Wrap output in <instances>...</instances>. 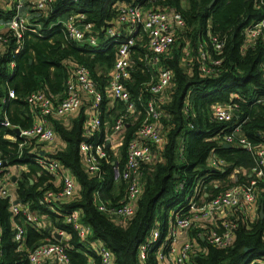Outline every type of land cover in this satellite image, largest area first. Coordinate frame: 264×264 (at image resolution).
I'll list each match as a JSON object with an SVG mask.
<instances>
[{
  "label": "trees",
  "instance_id": "1",
  "mask_svg": "<svg viewBox=\"0 0 264 264\" xmlns=\"http://www.w3.org/2000/svg\"><path fill=\"white\" fill-rule=\"evenodd\" d=\"M4 1L0 0V23L13 13L3 7ZM117 1L128 0H54L47 14L34 21L41 27L40 34L25 32L19 42L8 30L0 29V35L6 38L0 49V157L9 168L24 167L13 182V193L43 224L38 230L25 223L22 214L13 219L9 200L0 197V264H28L26 250L43 239L56 241L52 232L57 230L67 235L65 243L71 264H88L89 260L100 264V257L92 246L95 244H103L111 251L113 264H141L140 244L149 239L156 225L164 235L170 212L188 211V199L195 185L200 182L209 194H216L247 179L254 165L251 153L237 145L224 147L222 144V136L230 131V125L240 124L244 137L254 145L264 143V103L258 101L264 97L263 47L260 42L254 47L243 46V30L249 21L263 16L262 8H254V0H183L185 6L182 0H147L148 6L174 8L187 24V30L159 57V65L173 73L166 90L169 98L159 102L164 113L159 121L164 142L162 148L154 149L153 161L141 166L143 192L134 215L121 222L100 211L99 203L116 206L124 196L125 183L115 177L114 167L117 164L121 168L126 161L128 143L145 118L144 107L152 98L148 83L156 74L146 63L150 51L143 35L130 47L131 77L124 82L136 112L126 122L117 156L106 149L109 157L100 162L99 170L95 174L87 173L80 158V143L102 141L106 136L105 127H111L125 109L123 102L107 99L104 94L116 56V46L107 42L105 30L116 15L113 5ZM69 13H82L84 21L94 25L99 42L105 43V48L95 49L67 40L58 22ZM209 35L223 43L220 53L212 49ZM200 44L202 50L221 59L213 75H203L199 69ZM72 64L87 68L103 92L101 123L98 131L86 136L85 108H80L70 118L69 125L53 120L63 147L49 156L71 172L79 190L73 199L49 206L41 201L47 190L55 189L54 177L36 163L35 155L27 152L35 141L19 137L11 141L5 135H15V127L24 129L31 125L26 100L29 94L43 91L49 97L64 96ZM9 90H13L14 98L7 97ZM233 94L239 95L241 100L234 99L239 106L232 121L224 124L212 120L211 107L230 101ZM108 103H113L111 110L107 109ZM6 121L9 125H5ZM19 143L23 146L19 147ZM212 155L226 165L212 166ZM231 175L233 181L229 178ZM214 182H219L217 187ZM255 188L260 191L259 201H263L264 185L257 182ZM74 211L79 212L81 223L91 228L87 243L79 240L66 221V216ZM14 222L24 227V251H18V243L13 240ZM234 233L233 244L225 249L199 239L203 251L188 264H250L254 260L255 264H260L258 260H264L263 219L251 222L240 219ZM160 242L151 246L146 264H158L155 253Z\"/></svg>",
  "mask_w": 264,
  "mask_h": 264
},
{
  "label": "built area",
  "instance_id": "2",
  "mask_svg": "<svg viewBox=\"0 0 264 264\" xmlns=\"http://www.w3.org/2000/svg\"><path fill=\"white\" fill-rule=\"evenodd\" d=\"M54 0H9L6 9L12 11V16L3 25L17 42L25 32L40 34L41 27L34 23L38 17H44ZM147 0L117 1L113 5L116 15L105 30L108 43L115 44L116 56L110 72L108 85L104 88V94L110 99H117L124 103L125 109L119 113L114 123L107 130V135L102 141H82L79 145V153L84 169L89 174H95L99 170L100 162L109 157L106 149H110L117 156L120 146V134L125 129L127 120L136 112L135 104L131 100L124 82L129 80L131 61L130 47L145 36L150 54L146 57V63L156 70L155 77L148 83V89L152 98L144 107L145 118L141 122L136 134L131 138L127 146V158L123 166L114 167V175L125 183V193L120 203L116 206H107L99 203L98 209L107 212L116 220L125 222L134 215L137 200L143 192L140 180L141 166L153 161L154 149L163 146L164 138L162 126L159 124L164 115L159 108V102H166L169 98L166 90L170 86L173 73L171 70L159 65V57L175 44L176 38L187 30V24L182 15L171 7L148 6ZM254 8L263 10L264 0H254ZM82 13H69L60 20L66 39L79 44H88L95 49H104L105 43L99 42L97 30L92 23L86 22ZM244 47H254L260 42L263 47L262 61L264 68V14L262 17L252 19L244 28ZM212 49L216 54L221 52L223 43L215 36L209 35ZM6 43V38L0 35V49ZM198 65L201 73L206 76L217 72L221 59L215 58L208 51L201 49L198 57ZM13 66V63H11ZM87 97V119L84 123V133L90 136L99 130V111L103 101V92L91 78L89 71L78 64L70 65L63 97L47 96L43 91H34L26 97L32 123L29 127L19 129L16 137L34 140L52 147L58 140L53 120H61L63 123L70 121ZM7 97L14 98L13 90H9ZM239 95L233 94L230 101L215 103L211 107V119L228 124L232 121L235 111L238 109ZM264 103V97L258 100ZM5 125H9L8 121ZM229 132L224 133L222 142L244 148L251 153L254 165L250 168L247 179L238 181L227 189L220 190L216 194H209L200 182L195 185L191 198L188 199V211H174L167 218L166 230L161 235L160 230L153 228L149 239L139 246V259L141 264H146L147 253L151 246L158 240L160 245L155 253L158 264H188L191 258L202 253L203 247L199 239L208 245L219 249L228 248L233 244L235 229L238 221L246 219L251 222V213L257 212L264 221V200L259 201L260 191L256 190L257 182L264 185V143L254 145L248 141L240 124L230 125ZM14 128V129H15ZM23 143H19L22 147ZM55 146L47 151H36L33 159L41 167L46 169L54 177L55 189L47 190L43 194L44 204L51 206L59 201L73 199L79 190L71 172L60 164L50 154L57 151ZM211 164L214 167H223L226 164L212 155ZM5 160L0 157V197L9 200L11 217L22 214L24 222L36 229H41V218L30 212L16 196L11 194L8 187L11 185L12 175H9ZM245 173V172H244ZM253 177V178H251ZM182 187V184H180ZM259 212L261 213L259 214ZM79 212L74 211L66 216L81 242H88L87 236L91 228L81 223ZM24 227L14 222L13 240L18 243L17 250L24 251ZM188 234L186 238L178 241L181 234ZM194 233V236L192 234ZM56 241L43 239L32 249L26 250L28 264H71L67 254L68 245L65 243L67 235L62 230L52 232ZM59 236L60 239H57ZM100 257V264H113L111 251L103 244L92 245ZM1 255V254H0ZM252 261L250 264H255ZM260 264H264L259 262ZM88 264H93L89 260ZM197 264V263H193Z\"/></svg>",
  "mask_w": 264,
  "mask_h": 264
},
{
  "label": "crops",
  "instance_id": "3",
  "mask_svg": "<svg viewBox=\"0 0 264 264\" xmlns=\"http://www.w3.org/2000/svg\"><path fill=\"white\" fill-rule=\"evenodd\" d=\"M8 1L9 0H5L4 1V3H3V7H6L7 6V4H8ZM80 45H82V44H80ZM84 98V103L82 104V107L81 108H85L84 109V111H86L87 110V106H86V104H85V100L87 99V97L86 96H84L83 97ZM108 99H109V97H108ZM110 106H107V109H109V110H111V108H112V105H113V103L112 104H110V103H108ZM75 114V113H74ZM73 114V115H74ZM72 117V116H71ZM69 123H70V121H68L67 123H64V125H69ZM107 130H108V127L106 126L105 127V132H106V135L108 134L107 133ZM5 138H7V139H9V140H11V141H14V138H13V136L11 135V134H7V135H5ZM56 147V148H58V149H61L62 147H63V143L58 139L57 141H56V143L52 146V147ZM52 147H48L47 145H45V144H42V143H40V142H37V141H35V145L34 144H31L30 146H29V148H28V150H27V152L29 153V154H32V155H34V153L36 152V151H39V152H41V151H47V150H49V149H52ZM24 167H13V168H8V171H9V175H12V176H17V174H19V172L21 171V169H23ZM233 175H231V177H232ZM234 177V176H233ZM214 184H215V186L217 187L218 186V184H219V182H214ZM8 189H9V191L11 192V194H13L14 195V193H13V190H14V184H13V182L11 183V185L8 187ZM171 213L172 212H170V214H169V216H171ZM259 214H260V212H259ZM168 216V217H169ZM251 216L253 217V219H258V218H260L259 216H258V213L257 212H252L251 213ZM261 219V218H260ZM188 234H181L180 236H179V238H178V241H181V240H183L184 238H186V236H187ZM84 243H87L86 241H84ZM89 247H91L90 245H89ZM254 261H256V260H254ZM258 261H260L261 263H263V261L264 260H258ZM257 262V261H256ZM259 263V262H258Z\"/></svg>",
  "mask_w": 264,
  "mask_h": 264
},
{
  "label": "water",
  "instance_id": "4",
  "mask_svg": "<svg viewBox=\"0 0 264 264\" xmlns=\"http://www.w3.org/2000/svg\"><path fill=\"white\" fill-rule=\"evenodd\" d=\"M2 28H3V25L0 24V29H2ZM14 132H15L16 134H18V133H19V129L15 128V129H14ZM223 146H224V147H229L230 145H229V144H223ZM15 180H16V176H12V181L15 182ZM15 202L18 203V200H16ZM260 213H261V212H260ZM261 215H262V213H261ZM56 238H57V239H60L59 236H56Z\"/></svg>",
  "mask_w": 264,
  "mask_h": 264
},
{
  "label": "rangeland",
  "instance_id": "5",
  "mask_svg": "<svg viewBox=\"0 0 264 264\" xmlns=\"http://www.w3.org/2000/svg\"><path fill=\"white\" fill-rule=\"evenodd\" d=\"M24 1H26V0H24ZM181 4H182L183 6H185V1L182 0V1H181ZM5 30H7V29L5 28ZM184 54H185V51H184ZM121 135H122V134H120L119 137H121ZM222 144H225V143L222 142ZM229 145L231 146V145H233V144H229ZM117 153H118V152H117ZM229 178H230L232 181L234 180V177H233V176H232V177L230 176Z\"/></svg>",
  "mask_w": 264,
  "mask_h": 264
}]
</instances>
